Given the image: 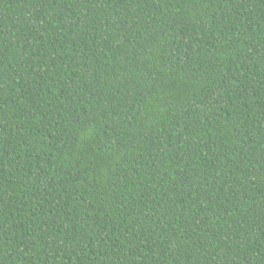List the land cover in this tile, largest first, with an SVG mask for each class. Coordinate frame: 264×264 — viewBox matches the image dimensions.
Returning a JSON list of instances; mask_svg holds the SVG:
<instances>
[{"label":"trees","instance_id":"1","mask_svg":"<svg viewBox=\"0 0 264 264\" xmlns=\"http://www.w3.org/2000/svg\"><path fill=\"white\" fill-rule=\"evenodd\" d=\"M0 264H264V0H0Z\"/></svg>","mask_w":264,"mask_h":264}]
</instances>
